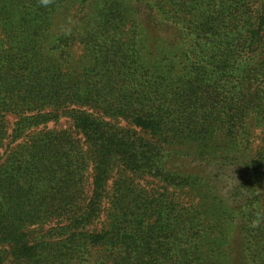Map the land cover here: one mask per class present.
Here are the masks:
<instances>
[{"label":"trees","instance_id":"trees-1","mask_svg":"<svg viewBox=\"0 0 264 264\" xmlns=\"http://www.w3.org/2000/svg\"><path fill=\"white\" fill-rule=\"evenodd\" d=\"M0 264H264V0H0Z\"/></svg>","mask_w":264,"mask_h":264},{"label":"rangeland","instance_id":"rangeland-1","mask_svg":"<svg viewBox=\"0 0 264 264\" xmlns=\"http://www.w3.org/2000/svg\"><path fill=\"white\" fill-rule=\"evenodd\" d=\"M14 121V118L10 119V122ZM230 171L227 172L225 169L218 167V166H211L209 168V172L211 176L217 178L219 182L222 180L221 185H220V194L223 196H226L229 190V185L230 183H235L237 181V176L233 172V168H229ZM232 169V172H231Z\"/></svg>","mask_w":264,"mask_h":264}]
</instances>
